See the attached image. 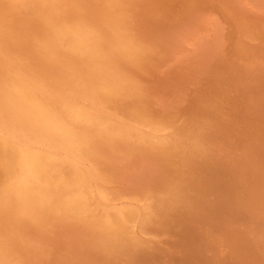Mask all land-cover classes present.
<instances>
[{
  "label": "bare ground",
  "instance_id": "bare-ground-1",
  "mask_svg": "<svg viewBox=\"0 0 264 264\" xmlns=\"http://www.w3.org/2000/svg\"><path fill=\"white\" fill-rule=\"evenodd\" d=\"M12 1H14V0H5V2L7 4H11ZM17 1H19V0H15L13 3H15ZM68 1L69 0H63V4H62L64 11L68 15L70 12V7L75 5L77 7V9H76L77 13L82 12L87 18H89L90 20H92L94 22L103 21L106 18V16L109 15L111 12H117V13L122 14V16L125 18V20L131 25L133 30L136 32L138 37L141 40H143L149 46L150 52H149V55L146 57V59L138 67L126 69L127 71H129L134 77H136L141 82V89H140L139 93L133 99L112 98V97L106 96L102 93H98L96 91L95 82L88 76V74L85 72L84 69L80 68V69L74 70L72 68L70 62L67 60H60L57 62H49V61L42 59L39 55L36 54V52L34 51V47H33V38L42 33V26L39 30H37L38 33H34L32 31L31 35L28 36L26 39L27 41L25 42V48L23 49V54L27 58V60H25L23 57L22 67L27 66V69L22 70L19 65L15 64L16 58L11 56L12 53H11V55H8L5 52L6 47L3 45L4 41H2V44L0 46V58L2 60V66L0 67L1 68L0 69V103H3V104L5 103L7 105H3L1 108V111L4 108L8 109L9 112L6 114H9V118H13V120L16 121L15 124H13V127H15V128L23 127L24 128L22 131H15L14 133H11L10 134L11 137H10L7 134L8 132H6V126H2V127L0 126V166L2 168V171L5 173V175L7 177L6 182L9 183L11 180H13L15 178V174L17 172L16 169H19V168H17V166L19 164L23 163V165H25L28 168V170L30 171V174L32 175L31 176L32 186L35 189L34 191H36V193H37L36 195H38L39 198H43L44 199L43 201H45L48 205V204H52V202H51L52 200H51V190L48 188L47 183H51V179H52L51 177L52 176L57 177V176H61V174L64 173L63 175H66L65 177H67V179L70 180V182L68 181L69 183L80 184L81 185L80 188L84 187L83 194H79L77 197L72 196L74 198L73 199L71 198V201L65 199L67 201L65 203L66 204L77 203L78 207L80 208V211H81V216H84L86 218L89 217L92 219L94 218L96 220L95 222H97L96 225L99 226L100 229H102V231H101L102 236L101 237H102V240H104L103 241L104 245L108 246L110 244V242L116 240L117 243L115 245L117 246L118 242L121 240L131 242V235L132 234H131L129 222L133 219V217L135 216L136 213L134 214L132 212V210H131V212L129 211V212L120 213V214H116L115 213L116 211L115 212H109V213H105V211L103 213H101L100 209H99L100 211H97L99 206H98V208L93 207V203L91 204L92 197L96 198L98 201H101L103 203L108 204L110 202V199L108 197V195H110V193L107 192L108 195H105L104 192L101 191V193L95 195L96 193L93 194V192L91 191V189L88 186V185H91V183H92L91 180H95L96 184H99L98 188L103 189L104 186L106 185V183L111 180L112 175L114 174V171H115L114 170L115 166L130 167L133 164H135L143 154H146V155L148 154L152 158V160L155 162L154 166H159V167L160 166L161 167L162 166H164V167L165 166H167V167L172 166L169 169H166V168H160V169L161 170H171L173 172L174 176L176 174L181 175V176L183 175V177L185 176L188 178V182H190V180H197L198 182L201 181V182H204L203 184L207 183L208 181L217 182L214 184L221 185L225 189H227V187L230 184L242 183V181L244 180L243 177L245 176V174H247L245 166H251L248 169L250 172L254 171L255 166H260L261 169H264V141L262 144H258V145H254L252 142H250V145L248 144L249 148L244 146L241 149V151H240V148L237 147L235 142L233 141V139L236 137L242 139L243 136H248V137L250 136L253 138L254 136H258L256 134L257 132L264 129V0H70V3H68ZM0 3H4V1H2ZM21 9H23V8H21ZM252 12L253 13L257 12L256 14L259 17H256L253 14H251ZM258 13H260L261 16ZM250 14L253 15L254 17L250 16ZM225 30H226V32H225ZM212 32L214 33L213 34L214 38H213V40H210L209 35H211ZM3 56L5 59H2ZM168 66H174V69L172 68L173 70L171 72H169L168 70H167V72H165V68ZM10 67H12L13 69H18L19 73L27 79V81L31 87L46 90V92H42V95L50 103L58 102L61 99H72V98H77L81 102H83L84 100H87L88 101V107L95 114H97V116L99 117V122L98 123L94 122L92 125L81 127L79 129L78 135H82L83 138H85V137L95 138L100 133H102V134L105 133V134H109L111 136V138L114 139L115 141L121 139L122 143H120V144H123L124 149H127L129 152L128 154L126 153L127 159H125V158L123 159L121 156L117 157L113 153H111L108 150L109 145L105 147L104 152L101 154H97V152L92 153V151H91V154L89 155V157L87 155V157H88L87 160H89V164H90V160H91L92 165L101 166V168L103 170H105V172H106V175H104L100 171H97V172H100V174H99L98 179H95L96 175L93 174L92 171H89L84 167L85 164L83 163V161L85 160L86 157L84 159H81L82 157L79 156L75 152V150L77 151L78 146H80L82 144V139H81L82 137L80 138L78 136L77 141L74 144L69 145L67 142H65V141L61 140L60 138L55 137L52 134L48 133L39 123H37L35 120L31 119L26 114L21 100L16 95V93H14L11 90V88L9 86L10 80L15 79L14 76L9 75V68ZM30 67H31V69H30ZM240 95H243V97H244V105H245L246 110L248 111V117L245 118L241 122H237V120L232 115V111L237 108L236 98ZM51 97L53 98L52 100H51ZM117 106H119L118 109H117ZM111 109H114V110H111ZM115 109H117V110H115ZM255 119L257 121L259 120L261 122V124L259 126H255V123H254V121H256ZM131 122H133V123H131ZM129 123H131V124H129ZM132 132L134 133V135L130 134ZM160 132H165V133L170 132V134L172 136V140L168 138V140H171V141H168L164 137H162L161 135L158 136L157 133H160ZM3 137H5V138H3ZM85 142H87V141H85ZM116 143H117V141H116ZM33 146H40L43 148V153H41L42 155L39 156L38 158L28 156L26 154L27 153L26 149L28 147H33ZM89 148H87V149H89ZM120 149H122V148H120ZM83 153H86V152H83ZM143 157H144V155H143ZM131 158H132V160H131ZM151 158H149V159H151ZM147 159H148V157H147ZM130 160L134 161V162L129 164V162H131ZM154 169L156 170V168H154ZM144 171H146V170H144ZM157 171H158V169H157ZM138 172H139V170H138ZM1 173L2 172L0 171V174ZM166 173L168 174V171ZM145 174H143V175H145ZM1 175H3V174H1ZM93 175H95V177H93ZM164 175H165V173H164ZM262 175L264 176V170H260V172L258 171L256 174V178H259V180H260V176H262ZM17 176L19 177V174H17ZM132 176H134V175H132ZM167 176L168 177H166V178H169V174ZM92 177L94 179H91ZM123 177H124V175H123ZM151 177H153V175ZM2 178H4V177H1V179ZM1 179H0V181H1ZM159 179H161V178H159ZM170 179H172L171 181H173V180L176 181V179H173L172 177ZM131 180L133 181V179H131ZM136 181H135V183H138ZM164 181L162 180V182H164ZM1 182H4V181H1ZM117 182H118V180H117ZM188 182H185V183L187 184ZM192 182L194 183V181H192ZM181 183L185 184L183 181ZM127 184H124V185L127 186ZM183 184L181 185L182 187H184ZM208 184H210V183H208ZM107 185H108V183H107ZM115 185H117V184H115ZM119 185H121V184H119ZM178 185L180 186V184H178ZM0 186H3V183ZM72 186H75V185H72ZM179 186H177V187L180 188ZM200 186H198V187H200ZM52 187L54 188L53 185H52ZM58 187H59V192H60V186H58ZM172 187L175 188L176 186L175 187L172 186ZM189 187H191V185ZM202 187L203 186H201V189H202ZM210 187H209V189H210ZM0 188H2V187H0ZM26 188H28V187H26ZM91 188L93 189L95 187H91ZM149 188L152 189L153 187H149ZM74 189H76V188H74ZM151 189L148 190V192L151 191ZM93 190H95V189H93ZM177 190H181V189H176V191ZM251 190H252V188H251ZM63 191H64V189H63ZM68 191H70V190H68ZM109 191H111V190H109ZM130 191L128 193H130ZM245 191H247V190L245 189ZM216 192H218V191H216ZM227 192H228V190H227ZM28 193H29V191H28ZM132 193H134V192H132ZM146 193H147V190H146ZM178 193H180V192L178 191ZM67 194H69V193L67 192ZM117 194H118V192H117ZM195 194H196V192H195ZM219 194H221V193H219ZM162 195H165V194H162ZM229 195H231V194H229ZM242 195H244V194H242ZM249 195L251 197L254 196L251 194H249ZM65 196H67V195H65ZM139 196H141V195H139ZM139 196H137V198ZM149 196H153V195H149ZM157 197H159V196H157ZM3 198H5V197H3ZM110 198L112 199L114 197L112 196ZM118 198L119 197H117V199ZM208 198L209 197H207V199ZM222 198L223 197H221L220 199H222ZM240 198H242V197H240ZM115 199H116V197H115ZM115 199H113V200L115 201ZM167 199H168V196H167ZM234 199H233V201H235ZM152 200H154V199H152ZM162 200H165V199L163 198ZM246 200L243 199V201H246ZM260 200H261V198H260ZM55 201L56 200L54 199V202ZM145 201L150 203L147 200H145ZM210 201H212V200H210ZM249 201L247 200V204ZM146 202H143V203H145L147 205ZM199 202H200V200H199ZM227 202H228V199H227ZM241 202H242V200H241ZM254 202H255V200L254 201L252 200V203H254ZM29 203H30V201H29ZM154 203L156 204L155 201H154ZM244 203H246V202H244ZM31 204H32V202H31ZM94 204H95V201H94ZM134 205H135V203H134ZM243 205H245V204H243ZM139 206H140V204H139ZM151 206H152V204H151ZM157 206L160 207L159 205H157ZM237 206H238V204H237ZM53 207H55V206H53ZM172 207H174V206H172ZM63 208H65V207H63ZM147 208H150V207L148 206ZM154 208H155V206H154ZM160 208H158L156 210H154L152 208V211L153 210L154 211L160 210ZM254 208L251 207L250 209H254ZM238 209H239V207H238ZM42 210H44V209H42ZM47 210H49V208ZM128 210H130V209H128ZM248 210H249V208H248ZM254 210H256V208ZM136 211H137V209H136ZM147 211H149V210H147ZM150 211H151V209H150ZM165 211H166V209H165ZM169 211H167V212H169ZM242 211L244 212L245 210H242ZM258 211H260V210H258ZM234 212L236 213L235 210H234ZM147 213L150 214L151 212H147ZM239 213H240V210H239ZM248 213L251 214L250 212H248ZM254 213L256 214L255 211H254ZM144 214H146V212H144ZM153 215H156V213ZM70 216H72V214ZM165 216H164V218H165ZM241 216L243 217V214ZM262 216H264V214ZM141 217H144V215ZM209 217H210V215H209ZM244 217H246V214ZM89 218H87V219H89ZM231 218H232V216H231ZM146 219H147V217H146ZM155 219L158 220V218H156V217H155ZM89 220H91V219H89ZM149 220H151V219H149ZM160 220H163V219H160ZM217 220H219V219H217ZM223 220H224V218H223ZM228 220H227V222H228ZM135 221H138V220H135ZM135 221H134V223H135ZM139 221H138V223H139ZM184 221H185V219H184ZM187 221L192 222L189 220H187ZM87 222H89V221H87ZM91 222H93V221H91ZM26 223H28V222H26ZM151 223H153V222L151 221ZM173 223H175V222H173ZM178 223L180 224V222H178ZM183 224L184 223H182V225ZM239 224H241V222ZM0 225L2 226L1 227L2 230H6L7 220L6 219L0 220ZM86 225H88V224H86ZM144 226H145V223H144ZM185 226H186V224H185ZM231 226H234V225H231ZM138 227H139V225H138ZM85 228H87V227H85ZM184 228H186V227H184ZM184 228H181V229H184ZM189 228H190V226H189ZM151 229L152 228H150V230ZM162 229H164V227ZM176 230H178V228ZM259 230H261V229H259ZM69 231H70V229H69ZM84 231H86V230H84ZM23 232H24V230H22V233ZM58 232H59V230H58ZM82 232H83V230H82ZM97 232H99V231H97ZM146 232L149 234V230H146ZM247 232H250V231H247ZM136 233H139V232H136ZM142 233L144 234V232H142ZM255 233H256V231H255ZM70 234H71V232H70ZM165 234H166V232H165ZM34 235H32L33 238H34ZM163 235H164V233H163ZM163 235L161 234V236H163ZM24 236H26V235H24ZM79 236H78V238H79ZM86 236H88V235H86ZM166 236H167V234H166ZM94 237H97V235ZM136 237H137V235H136ZM139 237H142V236L139 235ZM153 237L154 236H152V238ZM258 237L261 238V236H258ZM91 238H93V236H91ZM91 238H90V240H91ZM142 238H140V239H142ZM144 238L145 239L150 238V236L149 237L145 236ZM190 238H191V235H190ZM194 238H196V237L194 236ZM81 239H80V241H81ZM117 239L119 241H117ZM133 239L134 238H132V240ZM137 239H139V238L137 237ZM159 239H160L159 241H161V238H159ZM180 239H181V237H180ZM256 239H258V238H256ZM8 240L10 243L8 245H10L11 248L13 247V252L16 254V256H12V257L16 261H18L19 264L22 263L21 258L26 259L29 254L28 255L24 254V252L21 248H16L17 244H16L15 240H13L11 238H8ZM82 240L84 241V239H82ZM155 240L156 239H154L153 241L155 242ZM91 241H93V240H91ZM123 241H121L120 244H122ZM180 241H182V240H180ZM252 241H253V237H252ZM26 242H27V240H26ZM93 242H95V240ZM93 242H91L90 244H92ZM129 242L127 244H129ZM148 242H151V241H148ZM197 242H199V241H197ZM256 242L259 243L258 241H256ZM59 243H60V241H59ZM135 243H137V242L135 241ZM178 243H180V242H178ZM1 244L3 245L4 243L1 242ZM96 244H98V243L96 242ZM96 244H95V246H97ZM123 244H125V243L123 242ZM133 244H134V242H133ZM139 244H141V242ZM192 244H189V245H192ZM202 244H204V243L201 242V245ZM6 245H7V243L5 242V247H6ZM115 245H113V247ZM201 245H198V246H201ZM86 246H85V248H86ZM93 246H94V244H93ZM121 246H123V245H121ZM128 246H126V247L128 248ZM58 247H60V246H57V248ZM65 247H66V245H65ZM124 247L125 246H123V250L126 249ZM201 247H204V246H201ZM3 248L4 247H0V250H2ZM14 248H16V249H14ZM47 248H48V246H47ZM52 248H53V245L51 247V250H52ZM100 249H101V246H100L99 250ZM108 249H110V248H108ZM135 249L137 250V248H135ZM186 249L190 250V248H187V247H186ZM8 250H11V249L6 248V252ZM112 250H114V249L112 248ZM116 250L119 251L118 248ZM136 250L134 251L135 253H137ZM141 250H143V248H141ZM156 250H157V248H156ZM95 251H96V249H95ZM110 251H111V249L109 250V252ZM153 251L151 250L149 254H151ZM160 251H162V250L160 249ZM184 251H185V249H184ZM188 251H186V254L188 253ZM256 251H257V249H256ZM109 252H107V253H109ZM123 252L124 251H122V253ZM163 252L164 251H162V253ZM191 252H192V250H191ZM156 253H157V251H156ZM182 253H183V251H182ZM195 253H197V252H195ZM72 254H73V251H72ZM88 254H89V252H88ZM110 254L112 255V253H110ZM113 254H115V253H113ZM116 254H118V252ZM140 254L142 255V253H140ZM159 254H161V253H159ZM164 254L167 255L166 253H164ZM0 255L2 256L1 253H0ZM192 255H194V254L193 253L190 254L191 257H192ZM47 256H49V255L47 254ZM54 256H55V254H54ZM121 256H125V255H121ZM138 256L139 255L137 254V257ZM156 256H158V255H156ZM199 256H197V259ZM90 257H92V255ZM102 257H103V255H102ZM166 257H168V256H166ZM261 257H262V255H261ZM139 258H141V257H139ZM164 258H165V256H164ZM54 259H56V258H54ZM54 259H52V260H54ZM60 259H61V255H60ZM112 259H115V257ZM112 259H110V260H112ZM120 259H118V260L120 261ZM126 259H127V257H126ZM129 259L132 260L133 257L129 258ZM129 259H127V260H129ZM170 259H171V257H170ZM2 260L5 261V264H13V262L10 261L11 260L10 255H8V254H6V256ZM99 260L100 259H96L94 261L99 262ZM158 260L161 261V259H158ZM68 261H67V263H69ZM74 261H76V260L74 259ZM87 261L85 260V262H87ZM92 261L93 260H91V262ZM168 261H170V260H168ZM189 261L190 260H188V262ZM61 262H63V261H61ZM129 262L132 263V261H130V260H129ZM76 263H78V262H76ZM81 263H82V261H81ZM88 263H90V262H88ZM119 263H121V262H118L117 264H119ZM133 263H135V262H133ZM262 263L263 262H261V264ZM97 264H99V263H97ZM148 264H152V263L149 262Z\"/></svg>",
  "mask_w": 264,
  "mask_h": 264
},
{
  "label": "rangeland",
  "instance_id": "rangeland-1",
  "mask_svg": "<svg viewBox=\"0 0 264 264\" xmlns=\"http://www.w3.org/2000/svg\"><path fill=\"white\" fill-rule=\"evenodd\" d=\"M2 1H4V3H0V46L2 44V41H4L3 45L6 47L5 52L8 55H11V53H12L11 56L16 58L15 64L19 65L22 70L27 69V66L22 67L23 57H24L25 60H27V58L23 54V49L25 48V42L27 41L26 39H27L28 36L31 35L32 31L34 33H38L37 30H39L42 25H41L40 21L36 18L35 13H34L33 10H31V9L26 10L25 9V4H27L29 2V0H19V1L15 2V3H13L15 1L14 0V1H12L11 4H7L5 2V0H0V2H2ZM68 3H70V0L68 1ZM75 7H76L75 5L70 7L69 15L77 14V10H76L77 7L76 8ZM21 8H23V9H21ZM256 13L252 12L251 14H253L256 17H259ZM251 14H250V16L254 17ZM258 14L261 16L260 13H258ZM225 32H226V30H225ZM213 34L214 33L212 32L211 35H209V39L210 40H213V38H214ZM2 59H5L4 56L2 57ZM1 66H2V60L0 58V67ZM172 68L174 69V66L166 67L165 68V72H167V70L169 72H171L173 70ZM30 69H31V67H30ZM52 99L53 98L51 97V100ZM54 103H56V102H54ZM3 105H7V104L0 103V126L1 127L2 126H6V132H8L7 134L9 136H10L11 133H14L15 131H22L24 129L23 127H21V128L13 127V124H15L16 121H14L13 118H9V114H6V113L9 112L8 109L4 108L1 111V108H2ZM236 105H237V108L232 111V115L237 120V122H241L245 118L248 117V111L246 110L245 105H244V97H243V95H240V96H238L236 98ZM118 107L119 106H117V109H118ZM117 109H115V110H117ZM111 110H114V109H111ZM131 123H133V122H131ZM131 123H129V124H131ZM254 123H255V126H259L261 124V122L259 120L258 121L257 120L254 121ZM130 134L134 135L133 132L130 133ZM256 134L258 136H254L253 138L250 137V136L249 137L248 136H243L242 139L236 137V138L233 139V141L235 142L236 146L240 148V151H241V149L244 146L249 148L250 142H252L254 145H258V144H262L263 143V141H264V129L260 130ZM157 135L158 136L161 135L166 140H168V138L172 140V136H171L170 132H166V133L165 132H160V133H157ZM78 136L80 138L82 137V135H78ZM3 138H5V137H3ZM81 139H82V144L80 146H78L79 150L77 149V151L75 150V152L79 156L82 157V158L80 157L81 159H84L86 157L85 160H84L85 162L83 161V163L85 164L84 167L87 170L92 171V173L96 175V177H95V175H93V177H95V179H98L100 172L102 174H104V175H106V172H105V170H103L101 168V166L92 165L91 160H90V164H89V160H87V159H88L89 155L91 154V151H92V153L93 152L94 153L97 152V154H101V153L104 152L105 147L109 145L108 150L111 153H113L117 157L121 156L123 159L124 158L127 159L126 153L128 154L129 152H128L127 149H124V147H123L124 145L123 144H120V143H122L121 139L116 140L117 141V143H116V141L114 139H112L109 134H105V133H103V134L100 133L95 138H87V137L83 138L82 137ZM171 140H168V141H171ZM85 141H87V142H85ZM39 147L40 146L28 147L26 149V152H27L26 154L28 156H32V157L38 158L39 156L42 155L41 153H43V148L42 147L39 148ZM87 148H89L90 150L87 149ZM120 148H122V149H120ZM83 152H86V153H83ZM87 155H88V157H87ZM143 155H144V157H143ZM143 155L139 158V160L135 164H133L130 167H127V166H115L114 174L112 175L111 180L109 182H107L108 185L106 183V185L104 186V188H103L104 190L101 189V188H98L99 184H96L95 180H91V182H92L91 185H88L89 188L91 189V191L93 192V194L96 193L95 195L101 193V191L104 192L105 195H108L107 192L110 193V195H108V197L110 199V202L108 204L103 203L101 201H98L96 198L92 197L93 200L91 199V201H92L91 204L93 203V207H97L98 208V206H99L98 209L96 208L97 211L101 210L100 211L101 213H103L104 211H105V213L115 212L116 211L115 212L116 214H120V213L129 212V211L131 212V210H132V212L134 214L136 213L135 216H134L135 218L133 217V219L131 220L132 222L131 221L129 222L130 229H131V234H132L131 235V242L121 240L125 244H123V242H122V244H120L121 241H119L120 239L118 238L119 240L117 239V241H119V242H118L117 246L115 245L117 243L116 240L110 242V244H109L110 246L109 245L108 246L104 245V243H103L104 240H102V237H101L102 236V233H101L102 229H100V227L96 225L97 222H95L96 220L94 218L92 219V218L87 217V218L91 219V220H89L86 217L81 216V211H80V208L78 207L77 203H72V204H66L65 203V202H67L65 199L71 201V198L73 199L74 197H77L79 194H83L84 187L80 188L81 187L80 184H74V183L71 184V183H69L70 180L67 179V177H65L66 175H63L64 173H62L61 176H57V177L52 176L51 177L52 178L51 179V183H47L48 188L51 190V200H52L51 201L52 204H48L47 205V203L45 201H43L44 200L43 198H39L38 195H36L37 193H36V191H34L35 189L32 186V178H31L32 175L30 174V171L28 170V168L25 165H23V163H21V164H19L17 166V168H19V169H16L17 172L15 174V178L13 180H11L9 183L6 182L7 181V177H6L5 173L2 171V168L0 166V171L2 172L1 174H3V175L0 174V179H1V177H4V178L1 179V181L5 182L4 183V182L0 181V185L3 183V186H0V187H2V188H0V191H1L0 192V220H3V219L7 220L6 230H2L1 229L2 226L0 225V247H4L2 250H0V253L2 254V256L0 255V260H2L6 256V254H8V255H10V259H11L10 261H12L13 264H19L18 261H16L12 257V256H16V254L13 252V247L11 248L10 245H8V244H10L8 238H11V239L15 240V242L17 244L16 248H21L23 250L24 254H27V255L29 254L26 259L25 258H21L22 263H20V264H45L46 262H47L46 264H82V263L83 264H87L88 262H90L88 264H97V263H99V264H108V263L109 264H117L118 262H121L119 264H137V263L138 264H148L149 262H151L152 264L153 263L154 264H164L165 262H166L165 264H209V263L210 264H261V262L264 263V261H263L264 260V231H263L264 230V216H262L264 214V184H263L264 183V181H263L264 180V178H263L264 176L263 175L260 176V180H259V178H256L257 172L258 171L260 172V170H264V169H261L260 166H255L254 171L250 172L248 169L251 166H245L247 174H245V176L243 177L244 180L242 181V183L230 184L227 187V189H225L221 185L214 184V183H217V182L208 181L207 183L203 184L204 182H201V181L198 182L197 180H190V182H188V178L185 177V176L183 177V175L181 176V175H177L176 174L175 175L176 177H175L171 170H161L160 169V168L169 169L172 166H170V167L169 166L168 167L167 166H165V167L164 166H162V167L161 166L160 167L159 166H154L155 162L152 160V158L148 154L147 155L143 154ZM147 157H148V159L149 158H151V159L148 160ZM131 160H132V158H131ZM132 162H134V161L129 162V164L132 163ZM154 168H156V170ZM157 169H158V171H157ZM138 170H139V172H138ZM144 170H146V171H144ZM97 171H100V172H97ZM167 171H168V174H169V178H166V177H168L167 176L168 174L166 173ZM164 173H165V175H164ZM17 174H19V177L17 176ZM143 174H145V175H143ZM151 174L153 175V177H151L152 176ZM123 175H124V177H123ZM132 175H134V176H132ZM93 177L91 179H94ZM171 177L173 179H176V181L173 180L175 183L173 181H171L172 180V179H170ZM159 178H161V179H159ZM131 179H133V181ZM117 180H118V182H117ZM162 180L163 181L165 180V181L162 182ZM135 181L138 182V183H135ZM182 181L184 183L188 182L187 183L188 185L186 183L185 184L181 183ZM192 181H194V183L196 185ZM208 183H210V184H208ZM115 184H117V185H115ZM119 184H121V185H119ZM124 184H127V186L124 185ZM178 184H180V186ZM182 184H183L184 187L181 186ZM199 184L201 186H203L202 189H201V186ZM52 185L54 186V188L52 187ZM72 185H75V186H72ZM190 185H191V187H189ZM58 186H60V192H59V187ZM90 186L91 187H95V188H93L95 190H93ZM172 186H174V187L176 186V187L173 188ZM177 186H179L180 188H178ZM198 186H200V187H198ZM26 187H28V188H26ZM135 187L136 188L138 187V188L136 189ZM149 187H153V188L151 189ZM209 187H210L211 190L209 189ZM62 188L64 189V191L65 190L66 191L64 192ZM74 188H76V189H74ZM251 188H252V190H251ZM150 189H151V191L148 192V190H150ZM176 189H181V190H177L176 191ZM245 189L247 191H245ZM68 190H70V191H68ZM109 190H111V191H109ZM130 190L132 192H134V193H132ZM146 190H147V193H146ZM227 190H228L229 193L227 192ZM28 191H29V193H28ZM129 191H130V193H128ZM178 191L181 194L178 193ZM216 191H218V192H216ZM67 192L69 194H67ZM117 192H118L119 195L117 194ZM195 192H196V194H195ZM219 193H221V194H219ZM64 194L67 195V196H65ZM162 194H165V195H162ZM229 194H231L232 196L229 195ZM242 194H244V195H242ZM249 194L254 195L253 197L255 199L253 197H251ZM139 195H141V196H139ZM149 195H153V196H149ZM72 196H74V197H72ZM112 196L114 198L111 199L110 197H112ZM137 196H139V197L137 198ZM157 196H159L160 198L157 197ZM167 196H168V199H167ZM255 196L256 197L258 196L259 198L257 197L258 198L257 199ZM3 197H5V198H3ZM115 197H116V199H115ZM117 197H119V198L117 199ZM207 197H209V198L207 199ZM221 197H223V198L220 199ZM231 197L233 199L235 198L234 200L236 202L233 201V199ZM240 197H242V198H240ZM163 198L165 200H162ZM260 198H261V200H260ZM54 199L57 202L56 201L54 202ZM113 199H115V201ZM152 199H154V200H152ZM227 199H228V202H227ZM243 199H245V200L247 199L248 201L251 199L249 201L251 204L249 202L247 204V200L243 201ZM145 200L149 201L150 203L146 202ZM199 200H200V202H199ZM210 200H212L213 202L210 201ZM241 200H242V202H241ZM252 200L253 201L255 200V202L252 203ZM29 201H30V203H29ZM94 201H95V204H94ZM154 201L161 208L158 207L154 203ZM31 202H32V204H31ZM143 202H146L147 205L145 203H143ZM244 202H246V203H244ZM134 203H135V205H134ZM242 203L245 204V205H243ZM139 204H140V206H139ZM151 204H152V206L155 204L154 205L155 208H154V206L152 207ZM237 204H238V206H237ZM53 206H55V207H53ZM146 206L147 207L149 206L150 208H147ZM172 206H174V207H172ZM63 207H65V208H63ZM238 207H239V209H238ZM251 207L252 208L255 207L256 210H254L255 208L254 209H250ZM46 208L47 209L49 208V210H47ZM152 208L154 210L160 208V210H157V211L153 210L152 211ZM240 208L242 210H245L246 212L245 211L243 212ZM248 208H249V210H248ZM42 209H44L45 211L42 210ZM128 209H130V210H128ZM136 209H137V211H136ZM150 209H151V211H150ZM165 209H166V211H165ZM147 210H149V211H147ZM234 210L236 211V213L234 212ZM239 210H240V213H239ZM258 210H260V211H258ZM143 211L146 212V214H144ZM167 211H169V212H167ZM254 211L256 212V214L254 213ZM147 212H151V213L149 214ZM248 212H250L251 214H249ZM155 213H156V215H153ZM71 214H72V216H70ZM242 214H243V217L241 216ZM245 214H246L247 218L244 217ZM140 215L141 216L144 215L145 218L141 217ZM209 215H210V217H209ZM154 216L156 218H158V220L155 219ZM164 216H165V218H164ZM231 216H232V218H231ZM146 217H147L148 220L146 219ZM223 218H224V220H223ZM149 219H151V220H149ZM160 219H163V220H160ZM184 219H185V221H184ZM217 219H219V220H217ZM135 220H138V221L140 220V221L138 223V221H135ZM187 220L192 221V222H188ZM227 220H228V222H227ZM236 220L239 223L241 222V224H239ZM67 221L68 222L70 221V222L68 223ZM87 221H89V222H87ZM91 221H93L94 223L91 222ZM134 221H135V223H134ZM151 221L154 224L151 223ZM26 222H28V223H26ZM173 222H175V223H173ZM178 222H180V224ZM144 223H145L146 227L144 226ZM182 223H184V224L182 225ZM86 224H88V225H86ZM185 224H186V226H185ZM138 225H139V227H138ZM188 225L190 226V228H189ZM231 225H234V226H231ZM183 226L186 227V228H184ZM80 227L81 228L83 227V228L81 229ZM85 227H87V228H85ZM149 227L152 228V229L150 230ZM163 227H164V229H162ZM177 228H178V230H176ZM181 228H184V229H181ZM69 229H70V231H69ZM259 229H261V230H259ZM22 230H24L23 233H22ZM58 230H59V232H58ZM82 230H83V232H82ZM84 230H86V231H84ZM146 230H149V234L147 233L148 231L146 232ZM163 230L166 232L167 236H166V234H165V232ZM254 230L256 231V233H255ZM97 231H99L100 233L97 232ZM247 231H250V232H247ZM70 232H71V234H70ZM136 232H139V233H136ZM142 232H144V234ZM163 233H164L165 236L163 235ZM161 234L163 236H161ZM24 235H26V236H24ZM32 235H34V238L32 237ZM86 235H88V236H86ZM96 235H97V237H94ZM136 235H137V237L139 239H137ZM139 235L142 236L143 238L139 237ZM190 235H191V238H190ZM193 235L196 238H194ZM78 236H79L80 239L81 238L84 239V241L82 239L80 241ZM91 236H93V238H91ZM145 236L146 237L150 236V238H146L147 239L146 240L144 238ZM152 236H154V237L152 238ZM258 236H261V238L258 237ZM180 237H181V239H180ZM252 237H253V241H252ZM90 238L93 241L95 240V242L91 241ZM132 238H134V239L132 240ZM140 238H142V239H140ZM151 238L153 240L156 239L155 242ZM159 238H161V241H159L160 240ZM256 238H258V239H256ZM25 239L27 240V242H26ZM180 240H182V241H180ZM59 241H60V243H59ZM135 241L137 243H135ZM148 241H151V242H148ZM197 241H199V242H197ZM256 241H258L259 243H257ZM1 242L4 243V244L2 245ZM5 242L7 243L6 247H5ZM91 242H93V243L90 244ZM96 242L98 244H96ZM128 242H129V244H127ZM133 242H134V244H133ZM140 242H141V244H139ZM178 242H180V243H178ZM201 242H203L204 244L201 245ZM93 244H94V246H93ZM95 244L97 246H95ZM189 244H192L193 246L189 245ZM52 245H53V248L51 250ZM65 245H66V247H65ZM113 245H115V246L113 247ZM121 245L125 246L124 248H126V249L123 250V246H121ZM198 245H201V246H204V247H201V246H198ZM47 246H48V248H47ZM57 246H60V247L57 248ZM85 246H86V248H85ZM100 246H101V249H100L101 251L99 250ZM126 246H128V248ZM116 247L118 248L119 251L116 250L117 249ZM186 247L190 248V250L186 249ZM6 248H10L11 250H8L6 252ZM16 248H14V249H16ZM108 248H110L112 252L111 251L109 252L110 249H108ZM112 248L114 250H112ZM135 248H137V250ZM141 248H143V250H141ZM156 248H157V250H156ZM95 249H96V251H95ZM160 249L162 251H164V252L162 253V251H160ZM184 249H185V251H184ZM256 249H257V251H256ZM135 250H136L137 253L134 252ZM151 250L152 251L154 250V251L151 254H149ZM155 250L157 251V253H156ZM191 250H192V252H191ZM72 251H73V254H72ZM122 251H124L125 253L124 252L122 253ZM182 251H183V253H182ZM186 251H188L187 254H186ZM88 252H89V254H88ZM107 252H109V253H107ZM117 252H118V254L119 253L120 254L119 255L116 254ZM195 252H197V253H195ZM110 253H112V255ZM113 253H115L116 255L113 254ZM140 253H142V255ZM159 253H161V254H159ZM164 253H166L167 255H165ZM192 253L194 255H192V257H191L190 254H192ZM47 254L49 256H47ZM54 254H55V256H54ZM137 254L139 255L138 257H137ZM60 255H61V259H60ZM80 255L81 256L83 255V256L81 257ZM91 255H92V257H90ZM102 255H103V257H102ZM121 255H125V256H121ZM130 255L133 257L132 260L129 259V258H132ZM156 255H158V256H156ZM163 255L165 256L166 259L164 258ZM261 255H262L263 258L261 257ZM166 256H168V257H166ZM197 256H199L198 259H197ZM114 257H115V259H112ZM126 257H127V259L132 261V263L129 262V260H127ZM139 257H141V258H139ZM170 257H171V259H170ZM51 258L52 259L56 258V259L52 260ZM74 259L76 261H74ZM96 259H100L99 262L98 261L97 262L94 261ZM110 259H112V260H110ZM118 259H120V261ZM158 259H161V261L158 260ZM187 259L190 260V261L188 262ZM85 260L86 261L88 260V261L85 262ZM91 260H93V261L91 262ZM168 260H170V261H168ZM61 261H63V262H61ZM67 261L69 263H67ZM81 261H82V263H81ZM76 262H78V263H76ZM133 262H135V263H133Z\"/></svg>",
  "mask_w": 264,
  "mask_h": 264
},
{
  "label": "clouds",
  "instance_id": "clouds-1",
  "mask_svg": "<svg viewBox=\"0 0 264 264\" xmlns=\"http://www.w3.org/2000/svg\"><path fill=\"white\" fill-rule=\"evenodd\" d=\"M62 4L63 0H29L25 4L42 25V33L33 38L36 54L49 62L67 60L74 70L84 69L98 93L133 99L141 82L126 69L138 67L149 55V46L120 13L111 12L103 21L94 22L82 12L68 15ZM9 75L15 77L9 86L26 114L69 145L77 141L81 127L99 122L87 100L50 103L42 95L46 90L31 87L18 69L10 67ZM0 264L5 261L0 260Z\"/></svg>",
  "mask_w": 264,
  "mask_h": 264
}]
</instances>
